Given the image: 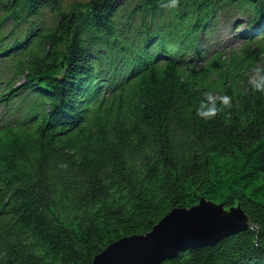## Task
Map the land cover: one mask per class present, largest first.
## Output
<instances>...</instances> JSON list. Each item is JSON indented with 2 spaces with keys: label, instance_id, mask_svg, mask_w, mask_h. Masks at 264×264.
Returning <instances> with one entry per match:
<instances>
[{
  "label": "trees",
  "instance_id": "1",
  "mask_svg": "<svg viewBox=\"0 0 264 264\" xmlns=\"http://www.w3.org/2000/svg\"><path fill=\"white\" fill-rule=\"evenodd\" d=\"M201 197L253 226L162 264H264V0H0V264H92Z\"/></svg>",
  "mask_w": 264,
  "mask_h": 264
},
{
  "label": "water",
  "instance_id": "2",
  "mask_svg": "<svg viewBox=\"0 0 264 264\" xmlns=\"http://www.w3.org/2000/svg\"><path fill=\"white\" fill-rule=\"evenodd\" d=\"M252 226L240 204L225 210L224 204L201 197L190 207H174L147 233L110 243L92 264H162L182 251L213 245Z\"/></svg>",
  "mask_w": 264,
  "mask_h": 264
},
{
  "label": "rangeland",
  "instance_id": "3",
  "mask_svg": "<svg viewBox=\"0 0 264 264\" xmlns=\"http://www.w3.org/2000/svg\"><path fill=\"white\" fill-rule=\"evenodd\" d=\"M220 15H221V16H220L219 19H222V17H223V19H222L221 21H225V16H223V14H220ZM228 27H229L228 24L224 25V29H225V30H230V29H228ZM240 28H241V27H240ZM233 30H234V29L232 28V29L227 33V34H229L228 36H230V35L233 36V33H234ZM246 75H247V77L249 76V78H250L249 80H250V81H254V80L258 77L259 73H258V71L256 70V68H254V69L249 70V71L247 72ZM214 77H215V76H214ZM245 83H247V82H245ZM215 95H217V94H215ZM212 201L217 202V201H215V200H213V199H212ZM217 203H219V202H217ZM238 204H239V203H236V204H234L233 206H234V207H237ZM230 208H231V207H229V208L226 207L225 210H229ZM242 209H243V208H242ZM243 211H244V213H246L244 209H243ZM246 214H247V213H246ZM247 216H248V214H247ZM248 217H249V216H248ZM249 220H250V217H249ZM250 222H251V220H250ZM220 241H221V240H220ZM215 244H216V243H215ZM213 245H214V244H213Z\"/></svg>",
  "mask_w": 264,
  "mask_h": 264
}]
</instances>
